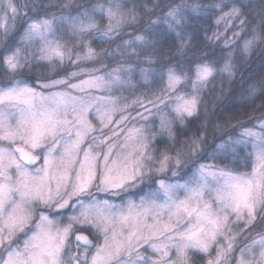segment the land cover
Masks as SVG:
<instances>
[{
    "label": "snow or ice",
    "instance_id": "6c2138e0",
    "mask_svg": "<svg viewBox=\"0 0 264 264\" xmlns=\"http://www.w3.org/2000/svg\"><path fill=\"white\" fill-rule=\"evenodd\" d=\"M257 50L264 0H0V264H264Z\"/></svg>",
    "mask_w": 264,
    "mask_h": 264
},
{
    "label": "trees",
    "instance_id": "16d2710c",
    "mask_svg": "<svg viewBox=\"0 0 264 264\" xmlns=\"http://www.w3.org/2000/svg\"><path fill=\"white\" fill-rule=\"evenodd\" d=\"M252 3L254 5H258L259 0H252ZM262 65H264V52L257 50L252 55L250 60L251 71L254 74H259L262 70ZM40 71H45V70L40 69ZM257 103H259V101H257ZM244 113H247L253 117L259 116V113L253 112L251 107H241L239 105L238 99L235 96H225L223 100L218 103L213 118L214 119L219 118L220 123H223L224 120H227L230 117H239L243 122H247ZM233 123H235V120H233ZM134 197L135 196H133V198Z\"/></svg>",
    "mask_w": 264,
    "mask_h": 264
},
{
    "label": "rangeland",
    "instance_id": "374dc122",
    "mask_svg": "<svg viewBox=\"0 0 264 264\" xmlns=\"http://www.w3.org/2000/svg\"><path fill=\"white\" fill-rule=\"evenodd\" d=\"M131 198V197H130ZM133 198V197H132ZM133 199H138V197H134Z\"/></svg>",
    "mask_w": 264,
    "mask_h": 264
}]
</instances>
